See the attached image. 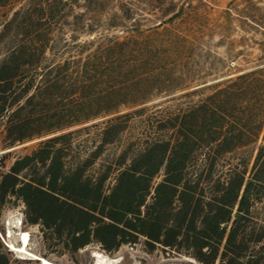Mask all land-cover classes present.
<instances>
[{
  "label": "trees",
  "instance_id": "trees-1",
  "mask_svg": "<svg viewBox=\"0 0 264 264\" xmlns=\"http://www.w3.org/2000/svg\"><path fill=\"white\" fill-rule=\"evenodd\" d=\"M17 15L0 29V264H87L89 248L122 246L264 264V69L186 91L177 40L66 41L38 19L6 35ZM177 91L200 94L135 119ZM7 210L36 257L5 242Z\"/></svg>",
  "mask_w": 264,
  "mask_h": 264
},
{
  "label": "rangeland",
  "instance_id": "rangeland-1",
  "mask_svg": "<svg viewBox=\"0 0 264 264\" xmlns=\"http://www.w3.org/2000/svg\"><path fill=\"white\" fill-rule=\"evenodd\" d=\"M15 11L18 15L5 30L9 36L16 24L38 19L39 27L66 41L74 38L82 43L93 37L129 36L151 38L157 44L177 40L181 58L175 74L179 75L177 84L187 87L186 91L221 84L242 72L264 69V0H16L0 7V29ZM88 30L93 35H88ZM182 93L153 97L146 103L141 119H135L157 120L165 109L182 106L200 94L189 97ZM20 219L17 210L5 212L4 240L9 246L19 247L23 233H28L29 238L32 232L22 227ZM25 250L28 252L26 246ZM88 251L83 255L87 264H179L185 260L158 253L146 255L131 246H122L111 254L97 247Z\"/></svg>",
  "mask_w": 264,
  "mask_h": 264
},
{
  "label": "bare ground",
  "instance_id": "bare-ground-1",
  "mask_svg": "<svg viewBox=\"0 0 264 264\" xmlns=\"http://www.w3.org/2000/svg\"><path fill=\"white\" fill-rule=\"evenodd\" d=\"M22 240H23L22 245H20L19 247L11 246V248L14 250H17V251L26 252L25 246L27 245V242H28V233H26V232L23 233V239ZM26 253H28V252H26ZM28 254L32 255L31 253H28ZM32 256L36 257L34 255H32ZM42 260H43L44 264H49V262L46 261L45 259H42Z\"/></svg>",
  "mask_w": 264,
  "mask_h": 264
}]
</instances>
